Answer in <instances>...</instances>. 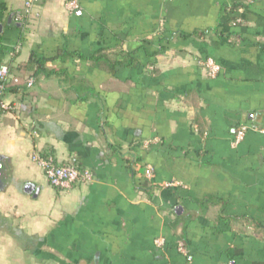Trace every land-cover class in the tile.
Listing matches in <instances>:
<instances>
[{
  "label": "crops",
  "instance_id": "0c3cea01",
  "mask_svg": "<svg viewBox=\"0 0 264 264\" xmlns=\"http://www.w3.org/2000/svg\"><path fill=\"white\" fill-rule=\"evenodd\" d=\"M25 2L0 0V69L53 74L3 99L0 264H264V133L233 146L264 129V0H45L16 22ZM33 154L93 179L53 188Z\"/></svg>",
  "mask_w": 264,
  "mask_h": 264
},
{
  "label": "built area",
  "instance_id": "2783aa9c",
  "mask_svg": "<svg viewBox=\"0 0 264 264\" xmlns=\"http://www.w3.org/2000/svg\"><path fill=\"white\" fill-rule=\"evenodd\" d=\"M45 0H26L24 10L22 13L16 14L14 20L19 23L31 21L39 16L37 8ZM65 10L74 14L79 10V3L77 0H65ZM241 20L238 19L237 23ZM207 70L208 77L211 79L217 78L221 72V66L217 64L212 58H208L203 63ZM9 69L2 67L0 69V79L6 80L10 78ZM4 96H0V108L4 111L10 110V105L5 104L3 101ZM249 131H258L264 133V129L254 128L247 125H241L235 132L233 146H238L244 139ZM32 161L36 163L45 173L49 184L61 191H69L78 185L88 184L92 181V173L88 170L80 169L72 164H58L52 157H44L39 154H33ZM159 246L163 244L162 241L158 242ZM182 254H186V250L182 243L178 246ZM228 264V263H222Z\"/></svg>",
  "mask_w": 264,
  "mask_h": 264
},
{
  "label": "trees",
  "instance_id": "16d2710c",
  "mask_svg": "<svg viewBox=\"0 0 264 264\" xmlns=\"http://www.w3.org/2000/svg\"><path fill=\"white\" fill-rule=\"evenodd\" d=\"M91 59H94L96 62H105L111 68L112 72H114L118 66L131 67L134 63V59L131 58L130 55L125 56L124 61H113L101 52ZM49 61H52V59L39 58L33 53L28 63L18 66L19 70L23 71L22 76H12L6 80L0 79V96H5L8 93L24 89L27 84V78L30 79L43 75L49 77L52 75L53 73L46 68ZM31 69H33V72L29 73ZM3 111L4 110L0 108V112Z\"/></svg>",
  "mask_w": 264,
  "mask_h": 264
},
{
  "label": "water",
  "instance_id": "95a60500",
  "mask_svg": "<svg viewBox=\"0 0 264 264\" xmlns=\"http://www.w3.org/2000/svg\"><path fill=\"white\" fill-rule=\"evenodd\" d=\"M12 20H13V16L11 15V16L9 17V19H8V23H11ZM18 26L20 27L21 25L19 24ZM2 27H3V26L0 25V31L2 30ZM0 174H1V163H0ZM0 184H1V180H0ZM28 192H29L30 194H33V196H34L35 198H37L38 195H39V193H40V190H39L38 188H37V189H34L33 186H29V188H28ZM181 210H182V208H178V209H177V213H179Z\"/></svg>",
  "mask_w": 264,
  "mask_h": 264
}]
</instances>
